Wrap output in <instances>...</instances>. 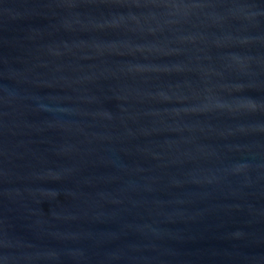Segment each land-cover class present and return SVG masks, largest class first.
I'll return each instance as SVG.
<instances>
[{"label": "water", "instance_id": "1", "mask_svg": "<svg viewBox=\"0 0 264 264\" xmlns=\"http://www.w3.org/2000/svg\"><path fill=\"white\" fill-rule=\"evenodd\" d=\"M0 264H264V0H0Z\"/></svg>", "mask_w": 264, "mask_h": 264}]
</instances>
